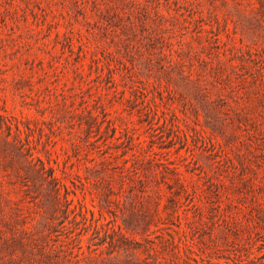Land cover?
<instances>
[{"label": "rangeland", "instance_id": "rangeland-1", "mask_svg": "<svg viewBox=\"0 0 264 264\" xmlns=\"http://www.w3.org/2000/svg\"><path fill=\"white\" fill-rule=\"evenodd\" d=\"M0 264H264V0H0Z\"/></svg>", "mask_w": 264, "mask_h": 264}]
</instances>
